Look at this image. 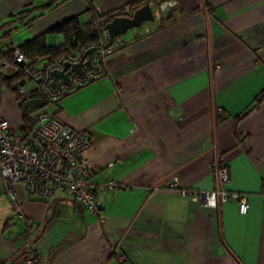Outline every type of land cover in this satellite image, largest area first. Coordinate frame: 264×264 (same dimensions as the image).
Here are the masks:
<instances>
[{"label": "crops", "instance_id": "obj_1", "mask_svg": "<svg viewBox=\"0 0 264 264\" xmlns=\"http://www.w3.org/2000/svg\"><path fill=\"white\" fill-rule=\"evenodd\" d=\"M45 1L0 0V26ZM136 1L66 0L30 26L31 38L89 6L105 15ZM147 2L159 21L119 37L125 47L103 59L94 83L56 104L24 103L89 136L99 213L69 195L35 200L16 184L18 213L0 187V264L23 263L28 225L38 264H264V96L254 106L264 92V0ZM165 2L176 5L161 11ZM48 35L49 46L63 44ZM218 158L229 168L223 189L246 196V215L233 200L220 211L168 187L175 178L181 190H215Z\"/></svg>", "mask_w": 264, "mask_h": 264}, {"label": "built area", "instance_id": "obj_2", "mask_svg": "<svg viewBox=\"0 0 264 264\" xmlns=\"http://www.w3.org/2000/svg\"><path fill=\"white\" fill-rule=\"evenodd\" d=\"M175 2H165L160 10L175 6ZM85 19H80L83 26ZM10 39V38H9ZM0 42L9 58L0 54V104L5 90L15 91L18 98L27 101L39 97L46 104H56L62 97L75 92L77 87H85L92 79L101 77L104 71L103 59L114 53L121 45L119 37L110 40L108 31L103 28L96 40L87 42L76 51L66 53L56 59L48 56L40 59L38 67H31L21 46L10 40ZM80 65L81 74L71 67ZM67 75V82L54 78L53 73ZM11 80L9 88L4 82ZM54 84V87L51 85ZM91 141L85 133L66 127L56 116L38 110L31 116L28 130L11 131L0 113V187L9 196L13 208L19 213L13 187L21 184L26 193L35 200L47 201L59 195H69L73 202L92 214L99 213V204L94 196L93 172L87 167L86 153ZM213 173L218 187L209 192L181 190L177 179H172L168 187L179 190L193 203L222 211V207L236 202L237 214L246 215V196L231 195L223 189L229 182V168L222 158L213 164ZM112 187V185H110ZM33 229L28 225L23 239L26 255L22 264H38L39 256L32 248ZM118 264H124L119 259Z\"/></svg>", "mask_w": 264, "mask_h": 264}, {"label": "trees", "instance_id": "obj_3", "mask_svg": "<svg viewBox=\"0 0 264 264\" xmlns=\"http://www.w3.org/2000/svg\"><path fill=\"white\" fill-rule=\"evenodd\" d=\"M65 1L66 0H46L44 3L29 5L19 13L12 15L8 22L0 26V42L7 41L11 36V31H7L9 25L8 23L10 21L18 22L21 25H23V22L25 21V26L30 27L34 22L43 18L45 13L56 9L60 4ZM146 3H148L147 0H138L130 4L127 9H121L116 12L105 15L97 13L92 6H89L88 9L83 13V15L79 17L70 18L48 31L47 34L62 36V45L58 47L49 46L46 43L47 34H41L27 40L24 44L20 46L24 50L26 58L31 61V67H38L40 64L38 61L44 57L48 56L51 60L56 59L63 54L72 53L76 51L79 47H81L87 42L96 40L99 36V32L103 28H105V25L107 23H109L116 17H130L137 8L143 6ZM195 12L196 11H194L193 13ZM82 18L86 21L83 26H79V21ZM167 20L168 19L163 20L165 25H167ZM2 47L3 48H0V54L4 58H9L10 53L3 52L5 50V47ZM10 83L11 80L5 81L4 87L8 89ZM10 92L15 96L17 109L21 116L22 129L28 130L30 128L32 114H34L38 110H41V108L28 112L24 107L25 101L20 100L15 91ZM262 96H264V92H262L260 98L255 100L254 106H257L260 103ZM44 105L47 104L44 103ZM37 238L38 236H35L31 242L34 243Z\"/></svg>", "mask_w": 264, "mask_h": 264}, {"label": "rangeland", "instance_id": "obj_4", "mask_svg": "<svg viewBox=\"0 0 264 264\" xmlns=\"http://www.w3.org/2000/svg\"><path fill=\"white\" fill-rule=\"evenodd\" d=\"M46 14L47 13H45L44 16ZM159 19H160L159 13L155 12V22L154 23L158 22ZM154 23H145L139 29L130 30L124 36H121L120 38L122 40H125L126 38H128L131 35V33H133V32L135 33L137 31H140L143 27L153 25ZM8 24L9 25H8L7 31H11L10 32L11 36H10L9 40H10V42H12L13 45L20 46V45L24 44L27 40L31 39V36H32L31 27L25 26V24H26L25 21L23 22V25L19 24L18 22H14V21H10ZM55 39H56V36L53 34H50L47 37V41L50 44H53ZM6 99L8 100V103H9V111L7 108H5ZM2 100H3V107L1 108L0 113L3 116V118L7 121L8 125H9V129L11 131H17V130L22 129V123L20 122L19 115H18V112L16 110L15 96L11 92L5 90L2 94ZM39 103H40V98L38 99L37 97L33 98L32 100L25 101V105H26L27 109H29V110H31L32 107H34L35 105H37ZM5 111L12 114L14 123H12L10 121L8 116L5 114L6 113Z\"/></svg>", "mask_w": 264, "mask_h": 264}, {"label": "water", "instance_id": "obj_5", "mask_svg": "<svg viewBox=\"0 0 264 264\" xmlns=\"http://www.w3.org/2000/svg\"><path fill=\"white\" fill-rule=\"evenodd\" d=\"M155 21V15L153 11V7L146 3L143 6L137 8L130 17H116L109 23L105 25V29L109 33L110 40L112 41L114 38L124 36L128 31L139 29L145 23H153ZM125 47V45H120L115 51H120ZM72 71L76 74L80 75V65H74L71 67ZM54 78H61L63 81L67 82V75L54 72ZM96 79H92L89 81L87 85H90L95 82ZM54 87V84L51 85ZM83 87H77L76 91L81 90ZM70 94H65L62 98L68 97ZM237 212V206L235 207Z\"/></svg>", "mask_w": 264, "mask_h": 264}]
</instances>
